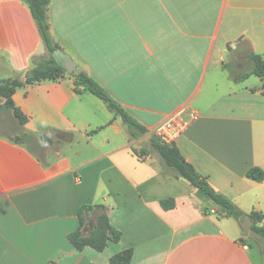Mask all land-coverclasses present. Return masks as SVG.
Instances as JSON below:
<instances>
[{
    "label": "crops",
    "instance_id": "crops-1",
    "mask_svg": "<svg viewBox=\"0 0 264 264\" xmlns=\"http://www.w3.org/2000/svg\"><path fill=\"white\" fill-rule=\"evenodd\" d=\"M48 18L61 55L147 133L131 138L68 73L27 84L49 55L29 6L0 0V83H20L12 100L27 118L0 132V264H111L128 249L131 264H264L239 221L148 151L153 129L183 112L173 145L216 194L264 216V180L247 177L264 173V81L249 74L251 53L264 61V0H51ZM83 206L87 235L106 216L120 240L77 250Z\"/></svg>",
    "mask_w": 264,
    "mask_h": 264
},
{
    "label": "trees",
    "instance_id": "trees-1",
    "mask_svg": "<svg viewBox=\"0 0 264 264\" xmlns=\"http://www.w3.org/2000/svg\"><path fill=\"white\" fill-rule=\"evenodd\" d=\"M30 8L32 16L37 23L43 43L49 55L48 59L41 61L33 60L35 67L33 69V77L27 80V84H35L46 80H57L67 74L66 70L61 66L58 60L55 59V53L60 51V47L53 41L50 33V25L48 18L49 5L51 0H23ZM249 60L252 65L251 72L249 74L256 75L264 81V61L258 55L251 53ZM249 74L245 75L248 76ZM244 76V77H245ZM74 78L75 92L81 94L89 92L102 100L108 107V109L117 115H119L124 124L127 126L131 138H137L144 136L147 133L145 127H143L135 118H133L125 109L115 101L107 90H105L97 81L88 76L84 71ZM244 77H241L243 79ZM20 85L19 82H8L3 84L7 86L10 91L7 95L8 108H11L15 117L21 120L22 125L27 121V118L20 112L15 110L12 95L16 87ZM5 87L0 88V92L4 91ZM149 152H155L161 159L162 166L171 172H173L177 178L183 179L190 183L195 189L200 190L207 195L211 201L219 207L218 217L226 216L234 218L239 221L243 212H241L237 206L230 200L216 194L207 182V178L199 175L196 170L189 164L180 153L179 149L172 145H166L158 141L156 138L150 140ZM146 150H142L141 153H146ZM247 177L256 182H262L264 180V173L260 169H251ZM162 207L164 209H170L174 207L173 201H163ZM93 208L90 206H83L78 212L80 220L79 228L69 235V241L79 251H82L85 247L90 246L95 250L101 252L107 247L108 241L112 239L117 242L121 238V233L109 225L108 218L106 216L99 217L97 223L94 225V229L89 235L86 234L88 225V215ZM253 220V226L249 236L258 239L264 243V221L263 215H251ZM133 256L132 249H128L122 253L116 254L111 258V264H131Z\"/></svg>",
    "mask_w": 264,
    "mask_h": 264
},
{
    "label": "built area",
    "instance_id": "built-area-1",
    "mask_svg": "<svg viewBox=\"0 0 264 264\" xmlns=\"http://www.w3.org/2000/svg\"><path fill=\"white\" fill-rule=\"evenodd\" d=\"M192 117H194V114H192ZM188 124L189 122L183 117V112H178L155 127L152 131V138L172 146L188 127ZM211 214H216V211H211Z\"/></svg>",
    "mask_w": 264,
    "mask_h": 264
},
{
    "label": "rangeland",
    "instance_id": "rangeland-1",
    "mask_svg": "<svg viewBox=\"0 0 264 264\" xmlns=\"http://www.w3.org/2000/svg\"><path fill=\"white\" fill-rule=\"evenodd\" d=\"M244 67H246V64L242 65V68L240 66V68L237 70L238 73L242 74L246 72V70H244ZM1 87H5V86H3L2 83H0V88ZM9 91L10 89L6 86L4 88V91L0 92V132L2 134L14 136V134L20 131L22 122L21 120L15 117L11 108H8L6 106L7 95ZM256 242L264 247V243L262 241L257 239Z\"/></svg>",
    "mask_w": 264,
    "mask_h": 264
},
{
    "label": "water",
    "instance_id": "water-1",
    "mask_svg": "<svg viewBox=\"0 0 264 264\" xmlns=\"http://www.w3.org/2000/svg\"><path fill=\"white\" fill-rule=\"evenodd\" d=\"M55 59L59 61L61 66L66 70L69 75L77 76L81 73V69L77 67V65L65 55H61V52L58 51L55 53ZM240 227L246 236H249L251 233V229L253 226V222L248 215H244L239 220Z\"/></svg>",
    "mask_w": 264,
    "mask_h": 264
}]
</instances>
